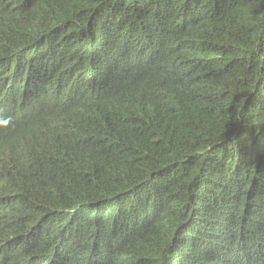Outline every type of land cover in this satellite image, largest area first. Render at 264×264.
I'll list each match as a JSON object with an SVG mask.
<instances>
[{
	"label": "trees",
	"instance_id": "trees-1",
	"mask_svg": "<svg viewBox=\"0 0 264 264\" xmlns=\"http://www.w3.org/2000/svg\"><path fill=\"white\" fill-rule=\"evenodd\" d=\"M0 264H264V0H0Z\"/></svg>",
	"mask_w": 264,
	"mask_h": 264
}]
</instances>
